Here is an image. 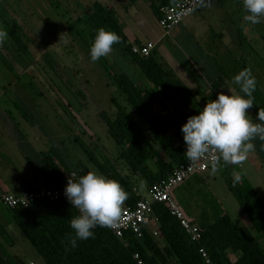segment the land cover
Listing matches in <instances>:
<instances>
[{"label": "rangeland", "instance_id": "obj_1", "mask_svg": "<svg viewBox=\"0 0 264 264\" xmlns=\"http://www.w3.org/2000/svg\"><path fill=\"white\" fill-rule=\"evenodd\" d=\"M94 1L96 0H9L10 16L17 19L22 27L20 31L26 37L37 41L38 48L34 52H38L35 57L29 58L21 50L11 47L12 50L9 51V48L0 44L13 65V69L9 70L0 60V160L12 158L13 153L20 160L26 161L21 146L15 147L11 143L10 136L14 134L22 137L20 139L24 142L23 146H27V150L32 153V149L48 150L57 146L71 164L73 177L79 176L75 162L87 167L89 171L102 174L95 161L87 156L76 141L80 136L83 141L88 142L97 162L108 163L117 169L146 196L149 188L147 181L143 176L132 173L125 162L117 157V143L99 115L102 111L114 112L113 97L118 98L120 103L124 102L122 92L110 78L115 73L129 72L127 61H131V56L126 54V60H121L110 53L109 56L92 62L88 51L91 44L83 42L75 33L76 30L69 28L73 23L78 25L77 18L85 17L86 8ZM2 2L5 4L4 0ZM232 7H235L233 12L229 10L227 14H222L225 19L223 27L227 31L222 41L227 46L222 42L223 44H219V52L215 54L224 64L223 70L228 77L242 70H250L264 92V20L255 25L245 22L243 17L246 12L243 10L242 0H233ZM141 9L140 15L133 18L138 26L133 23V27H139L141 32L151 36L164 32L152 11L149 12L143 6ZM117 49L119 54H124L122 46ZM134 68L135 73L137 69L143 74L140 67ZM216 96L217 94L208 97V101L214 100ZM247 111L255 119L256 115L250 109ZM127 112L140 128L148 126L131 106H127ZM174 129L169 130L173 141L177 139ZM2 141L9 147L4 148ZM253 143L256 150L241 164L221 162L215 174L210 173L209 167L204 173L203 181L198 183L192 178L193 175L190 183L185 182L174 192L187 214L197 223L202 222V215L212 217L211 206L219 204L225 213L257 235L225 181L227 171L232 177H240L236 182L246 178L264 201V149L261 148L264 142L256 139ZM157 148L170 159L159 145ZM148 163L152 169H157L155 160H149ZM0 209L3 211L0 219L9 225L0 224V247L4 254L16 255L24 264H30L31 261L34 264H46L15 222L11 210L2 203ZM157 226V222L153 221L148 229L157 242L163 245L161 237L154 235ZM257 238L261 241L258 235Z\"/></svg>", "mask_w": 264, "mask_h": 264}, {"label": "trees", "instance_id": "obj_2", "mask_svg": "<svg viewBox=\"0 0 264 264\" xmlns=\"http://www.w3.org/2000/svg\"><path fill=\"white\" fill-rule=\"evenodd\" d=\"M2 1L0 0V26L9 34L3 46L9 48V51L12 50L11 47L21 50L29 58L35 57L38 52H34L38 48L37 41L26 37L25 33L20 31L22 27L19 22L10 16L9 0H4L5 4ZM148 1L159 19L160 7L173 4L177 0H162L160 4L157 0ZM85 13V17L77 18L79 26L73 23L69 28L76 30L75 33L87 44L92 43L99 28L118 34L120 42L114 44L113 49L122 46L123 51L132 56L133 62L140 67L149 83L144 88H139L138 83L126 73L111 75L110 80L119 87L124 102L120 103L118 98L113 97L114 112L102 111L99 115L106 122L109 133L117 143V157L125 162L132 173L143 176L150 187L187 160L181 126L186 123L189 116L198 114L199 111L190 106L178 81L152 54L142 57L132 51V45L121 27L118 13L111 4L104 0H96L86 8ZM0 60L9 70L13 69L1 47ZM226 77L227 73L224 72L223 76L213 83V87L221 86ZM253 102L251 110L256 115L259 108H264V92L258 83L253 93ZM127 106H131L135 114L145 120L148 124L145 129L140 128L137 121L128 114ZM171 128L176 130L178 145H174L169 137ZM76 141L87 156L95 161L101 173L119 182L128 193L123 205L134 206L145 197L117 169L107 162L105 163L108 166L97 162L87 141H83L80 136ZM158 145L169 156L168 162L162 159L157 149ZM38 154V164L34 163L32 157L28 155L26 157L31 162L37 178L43 180L41 186L60 188L67 184L69 178L78 179L89 171L87 167L75 162L79 176L72 178L71 164L63 157L57 146ZM149 160H155L156 170L151 169ZM225 174L228 189L237 198L261 241L248 227L225 213L219 204L211 206L212 217L202 215V222L197 223L187 214L176 197V201L191 221L200 226L202 237L199 241L191 239L178 219L163 203L153 204L151 215L158 224L157 229L163 245L157 242L148 226L142 228L141 236L132 231H125L122 238L117 237L111 228L97 227L93 229L92 238L78 241L77 247L71 248L67 239L73 234L70 220L79 213L71 207L68 200H37L29 207L11 209V213L46 264H140V261L146 264H207L200 252L201 247L206 249L214 264H264V201L246 178L236 182L228 171ZM189 180L188 178L178 185L174 192L185 182L190 183ZM197 181L199 183L203 178L200 177ZM35 188L28 186L24 190ZM232 255L235 256L234 259L231 258ZM0 264L24 262L16 255L6 256L0 247Z\"/></svg>", "mask_w": 264, "mask_h": 264}, {"label": "clouds", "instance_id": "obj_3", "mask_svg": "<svg viewBox=\"0 0 264 264\" xmlns=\"http://www.w3.org/2000/svg\"><path fill=\"white\" fill-rule=\"evenodd\" d=\"M205 3L206 0H200L201 6ZM242 5L246 12L243 17L245 22L255 25L264 20V0H242ZM8 36V32L0 26V44ZM119 42L118 34L99 28L90 45V60L96 62L109 56L113 45ZM233 83L239 86L242 95L234 94L231 88H227V94L219 92L214 100H209L198 114L189 116L181 126L186 145L184 154L188 161H197L210 151L219 154L210 162L211 174L218 171L221 162L241 164L256 150L254 140L264 142V108H259L255 119L247 111L254 105L256 78L250 70H242L233 77ZM261 148L264 149V143ZM239 179L238 175L234 177L235 181ZM64 194L71 207L79 213L70 220L73 234L67 239L71 248H76L78 241L92 238L93 229L97 227H115L128 198V193L119 182L95 171H88L78 179L69 178Z\"/></svg>", "mask_w": 264, "mask_h": 264}, {"label": "crops", "instance_id": "obj_4", "mask_svg": "<svg viewBox=\"0 0 264 264\" xmlns=\"http://www.w3.org/2000/svg\"><path fill=\"white\" fill-rule=\"evenodd\" d=\"M104 1H107L116 9L121 27L128 37V42L132 46H141L150 41L156 43V47L151 54L178 81L181 89L186 94L191 107L198 111L202 110L208 102V97L222 91L227 94V88H231L234 94L242 95L239 86L233 83V76H235V73H232V77L227 76L224 83L218 88L213 87V83L220 76H223L225 72V70H223L225 69L224 64L221 63L215 52H219V44L224 43V45L227 46V43L222 41L227 32L223 27L225 21L223 15L227 14L229 10L230 12L235 10V7H232L233 0H207L203 6L200 5L191 16L173 28L169 34L162 32L160 35L154 34L152 36L145 32H141L139 27H133V23H136L138 26V23L134 22L133 18L140 15L141 10L143 9H141L142 6L149 12L152 11L154 14L148 0H116L117 3L114 0ZM161 1L162 0H157L159 4ZM228 5H230L229 8L227 7ZM239 12H241V10H239ZM221 15L222 17L220 18ZM214 37L216 38L214 39ZM166 41H168V43H166ZM117 48L118 46L113 49V53L111 52V54L116 58L119 57L121 60H126V54L128 53L124 52L123 55L119 54ZM130 59V62L127 61V70L128 68L130 69L126 74L138 83L139 88H144L149 83L144 78V74L138 72L139 70L136 69L135 73L134 67L139 66H136V63L133 62L132 56ZM132 64H134V66ZM4 114L6 115V113ZM169 137L174 145H178V139L173 141L170 134ZM20 138H22L20 135L17 137L12 134L10 136V139L12 140L11 143H13L15 147L17 145L21 146L20 148L22 149V154L25 156L26 161L20 160L13 153L12 158L6 157L5 161L0 160V196L3 193L19 194L28 186L37 187L43 185V180L37 178L31 162L26 156L35 157L33 161L38 164V153L45 150H34L31 148V151H33L32 153L27 150V146H23L24 142ZM2 144L4 148L9 147L7 143L3 141ZM157 149L162 159L168 162L170 159L166 158L159 148ZM152 170L154 171V169ZM203 176L204 174H202V176L194 175L192 178L197 181L198 178H203ZM2 214L3 211L0 209V215ZM0 224L2 226H9L1 219ZM231 258L234 259L235 256L232 255ZM30 264L34 263L31 261Z\"/></svg>", "mask_w": 264, "mask_h": 264}, {"label": "built area", "instance_id": "obj_5", "mask_svg": "<svg viewBox=\"0 0 264 264\" xmlns=\"http://www.w3.org/2000/svg\"><path fill=\"white\" fill-rule=\"evenodd\" d=\"M199 6L200 0H177L173 4L161 6L158 22L165 34H169L173 28L191 16ZM155 47L156 43L150 41L141 46H132V51L142 57H148ZM218 155L215 151H210L197 161L190 162L187 159L164 179L150 186L147 195L134 206L123 205L118 224L111 228L113 233L120 238L124 236L125 231H132L137 236H141L143 233L142 228L149 226V224L155 221L151 217L153 204L163 203L171 214L178 219L191 239L199 241L202 237L200 226L193 223L183 208L178 204L174 196V190L191 176L202 175L207 172L211 160L214 157H218ZM72 178L76 177L72 176ZM65 187L66 185L60 188L39 186L32 190H23L19 194L3 193L0 196V203L9 209H13L16 207H29L35 201L42 199L52 201L67 200L64 194ZM154 235H159L158 229L154 230ZM200 252L207 264H214L205 248L201 247ZM135 257L138 258V255L135 254ZM139 263L146 264L142 261Z\"/></svg>", "mask_w": 264, "mask_h": 264}]
</instances>
